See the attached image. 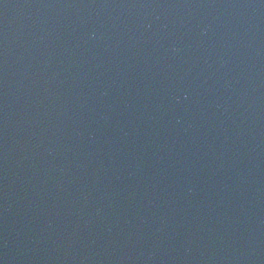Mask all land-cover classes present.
Instances as JSON below:
<instances>
[{"label": "water", "instance_id": "95a60500", "mask_svg": "<svg viewBox=\"0 0 264 264\" xmlns=\"http://www.w3.org/2000/svg\"><path fill=\"white\" fill-rule=\"evenodd\" d=\"M0 264H264V0H0Z\"/></svg>", "mask_w": 264, "mask_h": 264}]
</instances>
